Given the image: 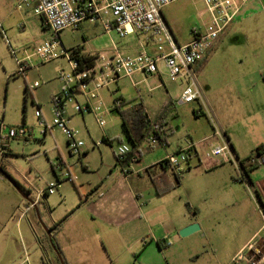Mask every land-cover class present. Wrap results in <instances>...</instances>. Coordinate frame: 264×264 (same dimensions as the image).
Returning a JSON list of instances; mask_svg holds the SVG:
<instances>
[{
  "label": "rangeland",
  "instance_id": "rangeland-1",
  "mask_svg": "<svg viewBox=\"0 0 264 264\" xmlns=\"http://www.w3.org/2000/svg\"><path fill=\"white\" fill-rule=\"evenodd\" d=\"M22 2L0 0V125L7 127L6 131L0 128V166L29 195L28 199L25 198L0 172V264H23L26 252L29 264H62L51 241L53 237L57 243V232L49 233L50 229L55 230L54 223L60 222L67 227L88 223L86 216L81 218V215H85L84 208H81L82 201L106 175L121 170L115 151L128 138L121 116L114 109L115 102L122 100L126 107H130L138 105L142 98L154 97V119L163 114L168 122L171 128L167 136L170 143L168 148L159 145L152 149L148 141L141 145L143 161L148 166L163 161L166 150L169 154L178 152L186 139L197 142L212 134V120L207 113L200 115L203 107L201 102L177 104L169 109L160 106L161 94L149 91L150 86L154 85L153 79L136 87L130 78H124L99 91V99L92 101L94 106L102 101L98 113L87 110L80 113L75 110L78 103L84 109L87 107V97L82 91L76 93L64 109L70 128L78 132L79 140L86 145L87 154L80 161L71 154L64 132L53 127V98L62 91L57 76L60 69L73 71L69 60L60 58L45 62L34 57L31 61L33 67L26 77L18 75L17 59L35 53L40 45L54 38L43 19L35 15L32 5L27 6ZM163 14L181 44L192 39L195 28H204L211 21L204 0H181L166 7ZM60 41L67 50L79 48L87 55L110 53L115 47L126 54H134L142 50V43L146 45L142 34L122 37L117 30L107 32L102 23L90 21L79 29L63 31ZM147 47L150 52H155L154 47ZM197 73L199 85L207 97L215 121L223 130L226 126L233 127L241 140L244 156L257 155L263 142L256 121L260 108L255 103L258 91L264 87V6L260 1L247 5L239 18L223 32L203 58ZM135 81L139 79L135 77ZM36 82L38 86L34 87ZM163 82L166 86L164 89H168L174 97L183 80L173 82L169 73H166ZM92 88L90 86L89 90ZM159 110L163 112H160L161 115L157 114ZM38 112L43 114L42 118L37 116ZM98 114L106 121L105 127L100 126ZM12 128H25L27 139H5ZM208 151L209 148L201 149L204 163L223 159L206 157ZM190 162L191 169L187 162L183 174L175 175L168 171V179L174 186L170 197L182 204L187 212L197 213L207 233L205 237L200 232L190 236L194 239L195 248L186 247L171 262L226 264V242L236 236L237 229L223 232L220 238L214 231L216 221L219 218L224 221L226 216L235 211L239 215L242 213L240 218L246 219L253 211L252 204L248 197L233 199L235 193L243 196L244 192L241 188L230 191L224 171L207 173L203 168L199 169L200 161L195 155L190 158ZM68 171L76 178L74 183L66 179ZM52 182L61 184L55 194L44 195L37 207L28 210L32 205L29 199L36 202L38 194L44 192ZM245 187L249 192L248 184ZM149 190L147 188L144 191L143 205L150 200ZM153 195L155 198L149 205L152 209L160 202L156 190ZM69 216L73 218L66 220ZM153 222L158 224L159 219L155 218ZM95 244L105 253L100 239ZM118 264H138V259L127 253Z\"/></svg>",
  "mask_w": 264,
  "mask_h": 264
},
{
  "label": "built area",
  "instance_id": "built-area-1",
  "mask_svg": "<svg viewBox=\"0 0 264 264\" xmlns=\"http://www.w3.org/2000/svg\"><path fill=\"white\" fill-rule=\"evenodd\" d=\"M179 1L181 0H23V4L32 5L35 15L43 19L44 25L53 33L54 38L40 45L35 53L17 59L18 75L26 77L33 67L31 61L34 57H39L45 62L60 58L69 60L73 71L60 69L57 76L62 84V91L53 98L55 108L53 127L64 132L68 138L71 154L80 161L85 157L86 145L79 140L78 132L69 126V119L65 116L64 110L66 103L71 101L76 93L84 91L88 101L87 107L84 109L78 103L75 110L80 113H84L85 110L98 113L103 103L99 101L98 105L94 106L92 101L99 99V91L117 84L122 77L132 79L138 72L147 76L158 74L159 66L163 64L173 82L183 80L178 104L201 102L202 110L212 120L213 134L209 139L215 141L206 153V157H222L231 163L235 161L239 163L240 159L232 150L225 131L213 118L206 96L198 82L197 66L232 24L248 0H204L211 21L204 28H195L192 39L186 44L178 42L163 14L166 7ZM87 21L100 22L107 32L117 30L122 37L135 33L142 34L154 44L155 52L150 53L142 49L135 55H129L115 47L110 53L88 55L90 60L80 63L73 58L72 51L63 46L60 34L67 29H79ZM37 86L36 82L34 87ZM90 86L93 88L89 90ZM37 116L42 118L43 114L38 112ZM98 122L101 127L106 126V121L99 114ZM146 122L150 133L147 139L150 147L152 149L159 145L166 147L164 123L151 118L148 114ZM0 128L2 131L7 130L3 124ZM27 134L25 128H12L5 139L16 137L27 139ZM197 147L196 142L186 139L178 152L170 153L165 157L161 166L175 175L183 174L184 165L196 152ZM115 153L120 164L124 163L130 154L132 155L131 164L122 167L126 176L134 172L133 165L140 162L142 157L141 151H134L129 142H122ZM249 162L253 166H262L264 158L261 155H253ZM65 177L73 183L76 179L70 171ZM60 185L52 182L44 192L38 194L37 201L31 207H35L44 195L55 194ZM261 215L263 220L261 229L234 258L233 264H264V209H261ZM25 256L23 264H29L27 252Z\"/></svg>",
  "mask_w": 264,
  "mask_h": 264
},
{
  "label": "crops",
  "instance_id": "crops-1",
  "mask_svg": "<svg viewBox=\"0 0 264 264\" xmlns=\"http://www.w3.org/2000/svg\"><path fill=\"white\" fill-rule=\"evenodd\" d=\"M259 1L264 6V0H248L233 22L239 18V15L247 5L255 4ZM145 40L147 46L154 47L151 41ZM146 45L142 43L140 45L141 49L150 52ZM150 53H154V50ZM135 54L137 53L129 55ZM202 61L203 59L199 62L197 68L201 67ZM159 69L158 74L148 76L138 72L130 80L138 87L141 83H149L150 79H153L154 85L150 86L149 91L159 92L158 94H161V98L159 99L160 106L169 109L170 106L178 104V97L183 89V83L178 86V91L175 93L174 98L168 89H164L166 86H164L163 77L166 73L168 74L167 69L163 64H160ZM135 77L139 79L138 82L135 81ZM124 78L127 77H122L119 81L124 80ZM153 102L154 97L151 99L142 98L138 104L144 108L151 118H155L156 112L152 106ZM251 102L254 103L253 101ZM255 103L260 108L256 121L263 136L261 144L263 149L258 151L257 155H261L264 158V87L258 91ZM133 107L125 106L124 109H131ZM160 112L161 110L157 114L161 115L163 113ZM204 113L201 108L200 115H204ZM164 125V138L168 148L170 143L167 136L169 134L168 130L171 128H169L166 120ZM224 131L232 150L240 159L238 164L228 162L225 159H215L206 163L202 161L201 149L211 147L215 140L209 139V137L213 133L196 142L198 144L197 150L190 158L194 155L197 156L201 165L199 169L203 168L207 173L224 171L230 191L241 188L244 192L243 196L235 193L233 199L239 200V198L247 197L250 199L253 211L249 217L247 216L246 219H243L240 218L242 213L239 215L236 211L231 212V215L226 216L224 221L219 218L214 228L215 233L217 232L220 238L223 232H231L232 228L237 229L236 236H232L226 242L228 243L226 244L228 250L226 256L228 260L225 263L233 264L234 258L258 233L263 225L261 209H264V165L253 166L249 161H245L249 156L242 154L241 140L236 136L233 127L226 126ZM127 142L131 143L129 139ZM206 144H209L208 147ZM140 149L141 147L137 150ZM166 152V155H168V150ZM141 154V160L133 165L134 172L131 175L126 176L122 171V167H127L131 164L132 155L121 164V170H114L111 175H106L101 183L98 182V184L93 186L95 188L91 194L81 203V208H84L85 212V215H81V218L86 216L88 223H81V225L76 223L68 227L63 222L59 224L54 223L55 230L50 229V232H57L56 240L59 247V252H57L65 256L67 264H118L127 253L130 257L131 255L135 256L138 259V264H172L171 261L176 258V255L183 252L186 247L195 248L193 237L183 238L180 236L179 232L181 229L190 224L198 223L201 227L199 232L205 237L207 229L197 213L191 214L183 209L182 204L173 197H170L171 191L158 193V189H162L165 186V178L163 176L168 177L167 173L169 170L160 165L162 161L148 166L143 161L144 152L141 151ZM190 158L188 166L191 169ZM85 168L87 169L86 166ZM148 179L151 183H149ZM245 184H248L249 192L246 190ZM147 188H150V200H148L147 204L143 205L144 191ZM154 190L157 191L160 202L152 209L149 205L155 198L153 195ZM253 192L256 197H254ZM30 207H28V210ZM69 218L73 217L69 216L66 220ZM155 218L159 219L158 224H154ZM97 239L102 241L105 253L100 251V247H97L95 244ZM52 240L53 237H51Z\"/></svg>",
  "mask_w": 264,
  "mask_h": 264
},
{
  "label": "trees",
  "instance_id": "trees-1",
  "mask_svg": "<svg viewBox=\"0 0 264 264\" xmlns=\"http://www.w3.org/2000/svg\"><path fill=\"white\" fill-rule=\"evenodd\" d=\"M71 51L73 58L78 60L80 63L90 60L88 55L83 54L79 48L72 49ZM201 64H203V61L201 62ZM26 90L28 92L29 91L31 92V89L29 87H26ZM124 106L125 105L122 103V100H118L117 102H115L114 109L121 116L125 133L128 136L130 142L132 143L133 150L135 151L141 147L144 141H147L148 136L150 134L148 130V124L146 122L147 114L144 108L140 105L134 106L131 109H124ZM164 119L165 118L163 114L158 118V120L161 121L162 123L165 122ZM262 149L263 147L261 146L258 148V151H261ZM86 154L87 152L85 153V156ZM129 156H131V154ZM250 159L251 157H249L245 161H250ZM118 164H120L119 160H118ZM161 164L162 162L160 163V165ZM163 178H165L164 179L165 186L162 189H158V193L169 192L174 188L168 177L163 176ZM52 243L59 252V247L55 241V238H53ZM64 262L65 264H67L66 260H64Z\"/></svg>",
  "mask_w": 264,
  "mask_h": 264
},
{
  "label": "water",
  "instance_id": "water-1",
  "mask_svg": "<svg viewBox=\"0 0 264 264\" xmlns=\"http://www.w3.org/2000/svg\"><path fill=\"white\" fill-rule=\"evenodd\" d=\"M0 172L16 187V189L18 191H20L25 198L28 199V195L29 193H27L13 178H11V176L6 172V170L0 166ZM29 202L31 204H33L34 202L32 200L29 199ZM201 230V227L198 223H193L190 224L188 226H186L185 228L181 229L179 234L181 237L186 238L189 237L191 235H193L196 232H199ZM50 233V231H49ZM59 258L62 264H65L63 257L61 254H59Z\"/></svg>",
  "mask_w": 264,
  "mask_h": 264
}]
</instances>
